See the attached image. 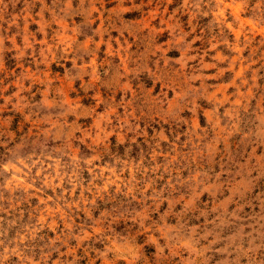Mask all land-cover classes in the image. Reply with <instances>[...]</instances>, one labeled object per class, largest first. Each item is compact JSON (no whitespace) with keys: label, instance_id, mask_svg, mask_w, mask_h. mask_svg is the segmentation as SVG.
<instances>
[{"label":"clouds","instance_id":"clouds-1","mask_svg":"<svg viewBox=\"0 0 264 264\" xmlns=\"http://www.w3.org/2000/svg\"><path fill=\"white\" fill-rule=\"evenodd\" d=\"M0 264H264V0H0Z\"/></svg>","mask_w":264,"mask_h":264}]
</instances>
